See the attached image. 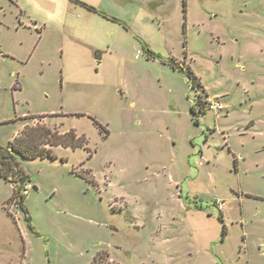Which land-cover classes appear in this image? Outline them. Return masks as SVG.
<instances>
[{
    "label": "rangeland",
    "instance_id": "rangeland-1",
    "mask_svg": "<svg viewBox=\"0 0 264 264\" xmlns=\"http://www.w3.org/2000/svg\"><path fill=\"white\" fill-rule=\"evenodd\" d=\"M80 1L0 0V145L81 138L14 154L0 264H264V0Z\"/></svg>",
    "mask_w": 264,
    "mask_h": 264
},
{
    "label": "trees",
    "instance_id": "trees-1",
    "mask_svg": "<svg viewBox=\"0 0 264 264\" xmlns=\"http://www.w3.org/2000/svg\"><path fill=\"white\" fill-rule=\"evenodd\" d=\"M73 1L90 10L97 11V9L82 1ZM146 51L151 54V51L148 49ZM172 64L174 67L179 66L176 61H173ZM189 73L192 75V70H189ZM197 83L199 84V81ZM202 109L201 105L199 111ZM191 112L193 114L196 113L194 106H191ZM80 139V137L76 138L72 131L60 133L57 130L52 131L50 128L44 126H28L19 132L12 141H9L6 145H0V177L8 182L15 183L11 200H17L22 205L23 196L21 195V187L16 186V181H25L28 179V175L16 160L15 153L24 159H33L36 157L54 158L55 154L52 152V147L60 145L75 148L81 145ZM91 264H111V262L108 261V254L105 252L97 254Z\"/></svg>",
    "mask_w": 264,
    "mask_h": 264
},
{
    "label": "built area",
    "instance_id": "built-area-1",
    "mask_svg": "<svg viewBox=\"0 0 264 264\" xmlns=\"http://www.w3.org/2000/svg\"><path fill=\"white\" fill-rule=\"evenodd\" d=\"M206 107L209 108L210 110H213L214 112H217L218 110L222 109L223 106L218 100H214L213 98H209L206 101ZM31 186L28 183H25L21 187V195L25 196L29 193ZM218 206L220 209L224 207V202H219Z\"/></svg>",
    "mask_w": 264,
    "mask_h": 264
},
{
    "label": "crops",
    "instance_id": "crops-1",
    "mask_svg": "<svg viewBox=\"0 0 264 264\" xmlns=\"http://www.w3.org/2000/svg\"><path fill=\"white\" fill-rule=\"evenodd\" d=\"M70 1H72L73 3H75V4H78V3H76L75 1H73V0H70ZM80 1V0H79ZM17 2V1H16ZM16 4V6H17V3H15ZM78 5H80V4H78ZM82 6V5H81ZM84 7V6H83ZM86 8V7H85ZM88 9V8H87ZM21 10V9H20ZM89 11H92V12H95V11H93V10H90V9H88ZM37 23V22H36ZM36 23H35V25H36ZM25 27V26H24ZM74 28H78V30L79 29H84L85 30V26L84 25H82V24H79V25H75V26H72V29H74ZM70 30H71V28H69ZM82 31V30H81ZM94 55H95V57H98L99 56V50H95L94 51ZM62 114V113H61ZM42 115H45V114H38L37 116H42ZM27 115H22V117H26ZM35 117H37L36 115H34ZM35 117H31L32 119H34ZM28 121V120H27ZM25 124H27V122L26 123H24L23 124V126L25 125ZM19 133V132H18ZM17 133V134H18Z\"/></svg>",
    "mask_w": 264,
    "mask_h": 264
}]
</instances>
